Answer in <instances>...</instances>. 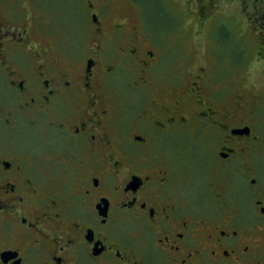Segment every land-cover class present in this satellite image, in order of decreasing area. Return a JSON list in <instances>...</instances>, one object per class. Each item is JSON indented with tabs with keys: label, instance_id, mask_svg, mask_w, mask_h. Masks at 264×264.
I'll use <instances>...</instances> for the list:
<instances>
[{
	"label": "flooded vegetation",
	"instance_id": "obj_1",
	"mask_svg": "<svg viewBox=\"0 0 264 264\" xmlns=\"http://www.w3.org/2000/svg\"><path fill=\"white\" fill-rule=\"evenodd\" d=\"M40 1L0 8V264H264L263 130L213 58L152 85L133 20L83 0L58 45Z\"/></svg>",
	"mask_w": 264,
	"mask_h": 264
},
{
	"label": "rangeland",
	"instance_id": "obj_2",
	"mask_svg": "<svg viewBox=\"0 0 264 264\" xmlns=\"http://www.w3.org/2000/svg\"><path fill=\"white\" fill-rule=\"evenodd\" d=\"M21 1L0 0V8L12 10L18 5L11 7V3ZM156 2L164 8L166 18L162 12L157 13ZM104 3L109 25L121 20L131 25L133 20L146 45L151 42L162 51L161 62L149 79L154 81L152 85L183 84L186 72L206 64L204 60L211 56L217 86L227 85L230 100L238 97L242 101L244 111L258 119L264 136V32L262 23L256 20V8L260 6L256 0H104ZM46 4H53L58 45L64 38L71 39L81 30L87 31L89 25L83 12L73 13L84 9L83 0H48ZM46 4L43 5L48 8ZM78 38L82 39L81 35ZM123 73L124 70L119 75ZM123 80L130 78L126 76ZM135 104L127 106L128 112L135 111L137 101ZM261 157L264 167V149Z\"/></svg>",
	"mask_w": 264,
	"mask_h": 264
},
{
	"label": "trees",
	"instance_id": "obj_3",
	"mask_svg": "<svg viewBox=\"0 0 264 264\" xmlns=\"http://www.w3.org/2000/svg\"><path fill=\"white\" fill-rule=\"evenodd\" d=\"M155 4H158V5L155 7V9L157 10V13L162 12L163 16L166 18L167 16H166V14H165V10H164V8H163L158 2H156ZM161 19H164V18H161ZM157 21H158V20H157Z\"/></svg>",
	"mask_w": 264,
	"mask_h": 264
}]
</instances>
